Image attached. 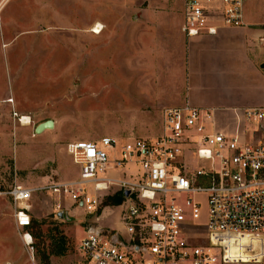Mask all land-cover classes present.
<instances>
[{"label":"rangeland","instance_id":"1","mask_svg":"<svg viewBox=\"0 0 264 264\" xmlns=\"http://www.w3.org/2000/svg\"><path fill=\"white\" fill-rule=\"evenodd\" d=\"M156 2L0 0V264H79L87 223L120 228L118 209L104 208L109 199L96 222L67 198L38 192L29 201L33 243L26 247L5 192L16 184L76 179L69 142L153 138L161 133L162 110L176 95L214 105L219 98L245 100L257 91L237 82L190 84L193 66L184 52L185 39L191 38L177 36L173 28L165 38L162 25L155 35L148 8ZM245 4V10L263 9L264 16V0ZM259 89L264 93V83ZM215 117L210 131L238 130L239 138L249 141L264 138V126L238 119L233 110L218 109ZM48 119L54 127L36 134V125ZM199 200L204 222L206 200L203 195ZM57 203L68 218L57 216ZM57 245L63 254L43 259V251Z\"/></svg>","mask_w":264,"mask_h":264},{"label":"built area","instance_id":"2","mask_svg":"<svg viewBox=\"0 0 264 264\" xmlns=\"http://www.w3.org/2000/svg\"><path fill=\"white\" fill-rule=\"evenodd\" d=\"M245 1L183 0L180 30L193 38L242 26ZM242 115L264 126V106ZM213 121L211 110L186 103L162 110L161 133L153 138L69 142L76 179L5 192L26 247L33 243L29 201L50 192L96 222L99 210L119 211V229L86 224L79 264H264V138L210 131ZM115 197L119 203L102 207Z\"/></svg>","mask_w":264,"mask_h":264},{"label":"crops","instance_id":"3","mask_svg":"<svg viewBox=\"0 0 264 264\" xmlns=\"http://www.w3.org/2000/svg\"><path fill=\"white\" fill-rule=\"evenodd\" d=\"M182 11L183 0H163L162 3L157 0L155 5H149L148 12L151 15L148 20L154 22L155 35L159 30L158 25L164 27L162 35L166 36L165 38L171 35L169 30L172 28L175 29L177 36L182 35L180 30L183 21ZM262 11L263 9L258 7L255 11H251L248 6L245 10L244 6L242 26H219L215 35L205 34L193 37L189 41L185 39L187 48L184 52L189 64L193 66L190 84L193 81L194 85L198 83L203 88L209 84L222 86L221 83H223V86H235L231 83L236 84L237 82L238 86H241L245 83L252 89L257 88V91L253 90L256 94L251 93L252 96L245 100L234 95L233 97L219 98L214 105H199L201 99L196 96L191 97L190 94H185L182 100L176 95L174 96L176 102H170L169 107L188 103L196 107L199 106V108H208L212 111L214 120L218 109L220 111L233 110L235 116L242 119V109L264 106V93L259 89V86L264 83V67L261 66L264 63V16ZM164 41L167 42L166 39ZM238 132L236 130L235 134L240 137Z\"/></svg>","mask_w":264,"mask_h":264},{"label":"water","instance_id":"4","mask_svg":"<svg viewBox=\"0 0 264 264\" xmlns=\"http://www.w3.org/2000/svg\"><path fill=\"white\" fill-rule=\"evenodd\" d=\"M261 66L264 67V63ZM53 127H54V121L51 119H48V120H45V121L37 124L35 129H34V132L37 134V133L42 132L46 128H53ZM124 193H125V195H127L128 191H125ZM57 216L59 218H68L67 214L64 211L57 212Z\"/></svg>","mask_w":264,"mask_h":264},{"label":"trees","instance_id":"5","mask_svg":"<svg viewBox=\"0 0 264 264\" xmlns=\"http://www.w3.org/2000/svg\"><path fill=\"white\" fill-rule=\"evenodd\" d=\"M120 200H121V197H115L111 201L113 204H117L120 202ZM31 222H32V220H31ZM63 252H64V249L62 248V246H60V245L52 246L49 252H47L46 250L43 251V259L47 260L49 254L62 255Z\"/></svg>","mask_w":264,"mask_h":264},{"label":"bare ground","instance_id":"6","mask_svg":"<svg viewBox=\"0 0 264 264\" xmlns=\"http://www.w3.org/2000/svg\"><path fill=\"white\" fill-rule=\"evenodd\" d=\"M99 28H100V24L95 27L94 32H99L100 31ZM24 119H27V118H24Z\"/></svg>","mask_w":264,"mask_h":264}]
</instances>
